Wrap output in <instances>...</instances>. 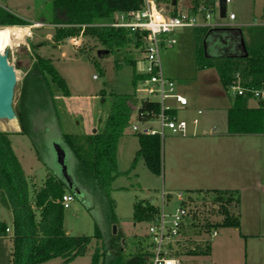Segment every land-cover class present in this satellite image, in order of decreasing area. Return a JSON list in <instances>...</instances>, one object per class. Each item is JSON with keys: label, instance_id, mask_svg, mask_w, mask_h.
<instances>
[{"label": "rangeland", "instance_id": "obj_1", "mask_svg": "<svg viewBox=\"0 0 264 264\" xmlns=\"http://www.w3.org/2000/svg\"><path fill=\"white\" fill-rule=\"evenodd\" d=\"M51 2L52 0H0V5L26 20L41 21L50 15ZM198 2L201 0H178L176 9L182 13H189L191 5ZM254 2L255 0H233L228 4L227 12L228 14L235 12L239 19L243 18L245 21H260L261 11H255ZM210 10H213L209 20L211 23L230 22L229 15L220 17V6L215 5V8ZM254 15L257 16L254 18ZM252 28L255 29V27ZM54 29L52 25H45L36 31L34 38L29 40L31 49L22 45L10 54L18 76L14 107L20 100L25 77L32 70L34 63L44 58L53 60L56 69L66 80L70 95L64 96L58 87L51 83L54 94V106H51V99L46 96V91H39L37 99H33L30 104L31 136L13 133L21 131L18 119L0 121V129L11 132L14 150L28 177L34 183L31 187L32 195L34 189H38L48 175L70 177L74 182L76 181L77 162L72 151L67 147L63 135H87L104 129L111 111V96L114 92L133 95L135 100L133 107L136 110L140 101L135 98L137 87L133 80L134 73L136 70L142 72L146 67L145 54L134 43L121 51L100 56L98 52L104 49V46L94 38L83 36L84 46L79 51H75L69 41L63 40L58 44L54 40ZM213 31L215 30H208L204 38L198 30H178L177 44L162 49L161 61L165 75L176 81L178 91L189 100L186 109H178L176 106V115L191 122L196 112L201 109L203 114L199 115L200 123L197 127L205 126L210 132L219 135L228 131V110L233 105V99L220 81L216 70H200L196 61V49L202 45L205 47ZM130 61H136V65ZM135 114L133 124L137 123L140 130H144L147 125L159 129L157 121L139 122ZM132 125L118 143L120 173L110 188L114 204V220L109 209L111 201L95 186L87 188L86 191L84 187L80 189L79 184L76 189L72 184L71 187L76 190V198L65 210V228L72 235L93 236L96 227H99L105 235L114 233V226H116V234L125 236L122 239V246L126 253L138 252L140 248L152 249V240L149 237L150 224L134 220L135 203L138 200H151L161 210L163 198H165L168 203L167 212L173 213L179 205L181 193L186 192L185 195L199 198L200 195L206 196L209 191H214L213 188L202 187L199 184L201 171L194 152L196 145H192L194 141L202 143L206 142V139H194L193 135H168L170 131L167 130V135L162 136L163 171L161 175H157L149 169L143 159L135 168L132 167L140 148L139 137ZM190 132L193 133L192 130ZM198 146L208 145L199 144ZM58 147L65 150L62 162L58 157ZM39 154L42 156L41 160L38 157ZM233 162H229L224 168L231 170L230 165ZM203 173L207 179L213 171L206 167ZM192 189L201 190L202 194L193 192ZM207 198L210 200L213 195H207ZM200 210L202 220L217 218L215 215L218 213V208L217 206L213 208L211 203L205 204ZM235 212L238 213V210ZM0 215L10 221L11 210L1 206ZM171 219L170 216L169 220ZM214 231L216 234L213 232L211 235L214 245V255L211 260L183 255V264H236L238 262V256L242 254H238L237 243L228 241L225 246L220 244L222 234L226 231L225 227L220 226ZM5 241L6 244L3 243L6 245L5 255L7 253L9 255L12 242L10 241L11 244L8 246V240ZM103 249V240L95 237L85 256H79L67 264H91L93 253L102 252ZM2 258L6 260L4 255ZM4 264H7L6 261ZM44 264L64 263L61 259H54Z\"/></svg>", "mask_w": 264, "mask_h": 264}, {"label": "trees", "instance_id": "obj_2", "mask_svg": "<svg viewBox=\"0 0 264 264\" xmlns=\"http://www.w3.org/2000/svg\"><path fill=\"white\" fill-rule=\"evenodd\" d=\"M173 3L174 0H166ZM178 1V0H177ZM144 0H52L50 17L42 22L55 27L54 40L83 36L94 38L110 53L123 50L134 43L143 50V34L132 32L128 28H116L104 25L113 19L116 12L135 11L143 6ZM194 12L204 6L209 10L215 8L216 0H201L194 3ZM178 10L176 9V12ZM29 24L26 20L0 5V25ZM85 26V28L83 27ZM241 27L215 29L205 47L197 48V67L215 69L223 86L229 85L238 77L246 88H264V31L248 28L246 33ZM263 30V29H262ZM208 31L204 32V38ZM245 34V35H244ZM245 37L246 49L243 45ZM250 36L257 43L250 45ZM249 40H247V38ZM9 57H11L9 55ZM11 60V59H10ZM136 65V61H130ZM137 70L134 73V84L145 78ZM54 83L64 96L70 95L65 78L56 69L51 58L35 62L32 70L24 79L21 97L15 111L21 126L19 134H32L30 104L37 99L39 91H46L54 106ZM112 106L104 129L87 135L64 134L63 139L72 151L77 162V175L74 182L70 177L48 175L38 189L31 194L34 184L28 177L22 162L13 147L11 132L0 129V207L11 210L13 214L12 232L9 224L0 216V264H43L61 258L64 264L70 263L79 256H85L92 240L101 238L104 249L93 253L91 264H151V249L140 248L138 252L126 253L122 246L125 236L112 232L105 234L96 227L95 234L72 235L65 228V208L61 203L62 196L70 190L76 195V187L86 190L97 187L101 194L111 201L110 214L114 204L110 195L112 182L120 173L118 167V143L126 130L136 120L154 118L160 111L157 101H143L135 110L134 96L127 93H112ZM233 105L228 110V132L230 133H263L264 102L259 101L256 107H250L251 94L231 96ZM174 112V111H172ZM140 148L135 156L133 168L143 159L149 169L161 175L163 171L162 137L136 132ZM40 160L42 156L39 154ZM81 183V184H80ZM75 185V189L71 187ZM84 190V191H85ZM87 191V190H86ZM202 194L201 190H196ZM190 194H192L190 192ZM207 195H213L210 201ZM206 196L190 197L193 206L194 220L183 229L178 240L172 245L175 255L200 256L211 254V235L218 227H240L237 207L240 204L238 190H214ZM195 205H194V204ZM217 206V218L202 220L201 213L205 204ZM204 205V206H203ZM214 212V211H213ZM160 209L151 200H138L135 203L134 220L151 224L159 215ZM216 213V212H215ZM150 237V235H149ZM6 239L12 242L9 255H5ZM124 243V242H123ZM127 243V241H125ZM8 245V244H7ZM6 256V260L2 256Z\"/></svg>", "mask_w": 264, "mask_h": 264}, {"label": "built area", "instance_id": "obj_3", "mask_svg": "<svg viewBox=\"0 0 264 264\" xmlns=\"http://www.w3.org/2000/svg\"><path fill=\"white\" fill-rule=\"evenodd\" d=\"M227 6L232 0H226ZM216 5L220 6V0H216ZM220 11V10H219ZM213 10L206 7H199L197 13L176 12V6L171 1L166 0H144L142 8L129 12H116L113 20L106 22L104 25L112 27L128 28L132 32H140L143 34V49L146 60L144 71L139 72L145 75L136 89V99L140 103L143 101H157L160 105V111L154 118L147 120H137L139 122H158L159 129L147 125L144 130H140L137 123L133 124V130L139 133L151 135L166 136L167 130L173 134L188 135L190 127L197 128L200 123L199 115L203 111L199 109L195 117L190 121L179 118L176 115V106L178 109L186 108L189 104L188 98L177 89L176 81L165 75L162 61L161 51L163 48L172 47L177 44L176 33L178 30H198L200 34L210 29H226L235 26L232 22L236 19V14L231 12L228 14L229 23H211ZM201 14V17L199 16ZM203 17V18H202ZM254 25H264V19L253 21ZM45 25V22L39 20H30L28 25H0V31L6 27L19 28L23 30V38L21 42H13L6 45L1 52L8 51L9 55L22 45L31 49L29 40L34 38L36 31ZM85 28V26H83ZM83 32L79 36L67 38L75 51H79L83 46ZM61 41L58 42L60 44ZM65 42V41H64ZM61 47V46H60ZM11 56V55H10ZM230 96L251 94V99L261 100L264 102V88H246L241 85L239 77L234 80L227 89ZM174 111V112H172ZM76 195L67 192L62 196L61 203L67 209L75 200ZM189 198L181 193L179 196V205L176 211L168 213L166 208L168 203L163 198V206L159 215L150 224V237L152 244L151 264H183L182 256L175 255L172 245L182 234L183 229L190 226L194 220L195 210L190 206ZM171 216V220L169 217ZM9 232L10 229L8 228ZM216 234V231H214Z\"/></svg>", "mask_w": 264, "mask_h": 264}, {"label": "crops", "instance_id": "obj_4", "mask_svg": "<svg viewBox=\"0 0 264 264\" xmlns=\"http://www.w3.org/2000/svg\"><path fill=\"white\" fill-rule=\"evenodd\" d=\"M254 5L255 11L260 10L261 13L259 16L264 19V0H255ZM191 7L190 12L193 13L194 5H191ZM199 16L201 17V14H199ZM256 16L257 15H254V18ZM30 20L32 19H29V21ZM215 23L224 24L229 22L217 21ZM232 23L235 26L241 27V31H245V33L248 28L252 27L264 31V25H254L251 20L245 21L243 18L239 19L237 14L236 19ZM247 40H249V38H247ZM249 42L250 45H252L253 43H257V40H253L250 36ZM243 45L246 49L244 36ZM249 105L250 107H256L259 105V101L251 99ZM190 128V131L192 130L193 133L190 132L188 135H193V138L198 140H200V138L206 139V142L200 143L199 141H194L192 144L196 145L194 146V150H196L194 152L197 156L196 161L201 171L199 172L200 186L213 188V190H238L240 193V204L239 207H237L240 217V227H225L226 231L222 234L223 238L220 239V244L225 246L228 241L233 244L237 243L238 254L241 253L242 255L240 257L238 256L239 260L236 264H264V132L233 134L227 131L225 134L217 135L210 132L205 126ZM13 133L19 134V132ZM169 133L168 135H174L171 132ZM199 144L208 146H198ZM212 144L215 145L213 146ZM231 161H234L233 164L230 165L231 170L225 169L224 166ZM206 167L213 171V174L207 179L203 173V169L205 170ZM186 196L188 198L191 197L189 194ZM189 202H191V200ZM0 216L9 224V232L11 233L13 221L12 212L9 219L10 221L4 219L2 215ZM68 233L71 234L69 231ZM6 240H8L9 246V244H11L10 240ZM211 243L212 249L210 255H191L189 257L203 258L206 261H210L214 255L213 240H211Z\"/></svg>", "mask_w": 264, "mask_h": 264}, {"label": "water", "instance_id": "obj_5", "mask_svg": "<svg viewBox=\"0 0 264 264\" xmlns=\"http://www.w3.org/2000/svg\"><path fill=\"white\" fill-rule=\"evenodd\" d=\"M177 0L173 1L176 6ZM220 16L222 18L227 16V1L220 0ZM98 54L105 56L110 54L108 49H100ZM18 82V76L15 66L12 64L9 52L0 51V121L9 120L15 121L18 119V115L14 107V98L16 92V86ZM58 157L62 162L65 155V150L62 147H58ZM117 233V228L114 226V234Z\"/></svg>", "mask_w": 264, "mask_h": 264}, {"label": "bare ground", "instance_id": "obj_6", "mask_svg": "<svg viewBox=\"0 0 264 264\" xmlns=\"http://www.w3.org/2000/svg\"><path fill=\"white\" fill-rule=\"evenodd\" d=\"M22 38V29L6 27L4 30L0 31V51L8 44L21 42Z\"/></svg>", "mask_w": 264, "mask_h": 264}]
</instances>
